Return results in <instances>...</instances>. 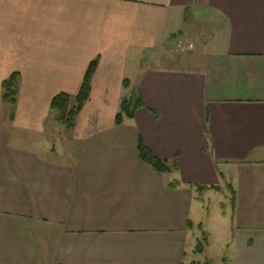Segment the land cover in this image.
<instances>
[{"label": "crops", "instance_id": "0c3cea01", "mask_svg": "<svg viewBox=\"0 0 264 264\" xmlns=\"http://www.w3.org/2000/svg\"><path fill=\"white\" fill-rule=\"evenodd\" d=\"M97 58L66 132L52 100ZM0 109V264H202L217 221L231 264L264 262V0H0Z\"/></svg>", "mask_w": 264, "mask_h": 264}, {"label": "trees", "instance_id": "16d2710c", "mask_svg": "<svg viewBox=\"0 0 264 264\" xmlns=\"http://www.w3.org/2000/svg\"><path fill=\"white\" fill-rule=\"evenodd\" d=\"M99 59L93 60L86 72L84 77L81 89L79 93L75 96H72L68 93H60L54 97L51 103V111L55 115V120L57 123L62 125L66 132H71L76 124L77 117L81 112L83 106L90 98L91 92V81L92 77L98 67ZM131 86V83L128 79L124 80V88L128 89ZM3 90V102L7 105L15 106L17 103V95L19 91V74L15 73L5 80L2 84ZM145 107V104L140 96V94L135 93L132 96L124 97L120 110L116 116V123L121 125L125 122V119H132L135 115V112ZM138 154L140 159L149 165H151L156 171L160 173L170 172L171 168L169 167L166 161H162L156 158L153 153L144 145L143 142L139 143ZM177 168V167H176ZM173 185H178L177 181L172 183ZM233 194H235L231 185H229ZM215 190H219V187H211ZM200 190L206 189L205 187H199ZM202 243L199 244L201 246Z\"/></svg>", "mask_w": 264, "mask_h": 264}, {"label": "rangeland", "instance_id": "374dc122", "mask_svg": "<svg viewBox=\"0 0 264 264\" xmlns=\"http://www.w3.org/2000/svg\"><path fill=\"white\" fill-rule=\"evenodd\" d=\"M196 44L197 46H194ZM194 44L185 45V43L180 44V46H177L175 48V53L177 55L180 54V57L183 58L186 61V65L191 67L193 65V58L196 57L199 53L201 43H196L194 41ZM172 56H176L175 54H171ZM190 60V61H189ZM193 60V61H192ZM177 63V62H176ZM9 109L10 106L6 107V113L9 115ZM3 110L0 109V118L2 119L3 116ZM56 136L54 138V147L56 149H64L68 150L73 154V149L71 143L62 135L59 133H56ZM223 201V198H222ZM215 202H213L214 204ZM215 206L214 211L217 210V214H221V202L214 204ZM206 231L209 233L210 237V248L206 249L205 253L203 255H200V261L202 264H231V250L228 249V247H225L224 244V234L222 231V226L219 225V221L214 223L213 225H210ZM202 243L201 246H199V249L201 247L203 248V245L205 242ZM204 243V244H203ZM264 264V262H262Z\"/></svg>", "mask_w": 264, "mask_h": 264}]
</instances>
